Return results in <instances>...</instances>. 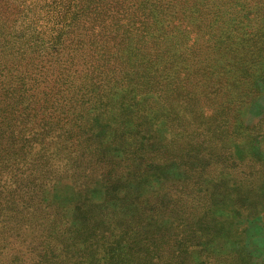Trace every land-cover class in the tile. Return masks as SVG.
<instances>
[{
  "label": "trees",
  "instance_id": "trees-1",
  "mask_svg": "<svg viewBox=\"0 0 264 264\" xmlns=\"http://www.w3.org/2000/svg\"><path fill=\"white\" fill-rule=\"evenodd\" d=\"M159 5L169 7L165 0H97L86 11H78L74 21L63 28L64 37L56 46L59 58L53 63L46 58L29 67L33 49L10 45L3 50L0 152L4 149L8 152L0 155V264H159L163 259L159 250L164 251L161 246L165 250L174 247L179 251L188 250L195 255L198 264H221L220 260H215L213 252L201 256L202 248L196 240L188 244L183 237L176 242V235L165 222L167 225L171 212H179L173 204L180 201L172 204L165 201L168 194L153 187L147 168L136 170L130 152L123 150L119 141L105 142L103 138L99 142L93 138V134L101 131L96 124H91L90 118L97 122L101 119V126L109 124L98 112H102L103 104L112 101L125 110L124 123L115 126L116 137L126 131V136L141 134L148 142L166 148L174 142L184 149L198 139L208 144L206 154L210 159L215 155L224 156L234 165L244 166L241 173L226 175L219 169L213 170V175L199 173L197 179L201 181L192 187L195 202L181 201L184 210L179 213L187 214L194 208V214L198 215L208 210L211 219L205 226L214 232L218 216L214 204L223 203L225 198V202L227 198H234L236 203L246 200L253 207L259 202L264 205L263 189L256 184L264 180V175L261 176L264 159L258 160L259 169L249 170L246 165L253 162L250 154H255L254 140L251 139L246 148L240 147V151L246 150L247 156H238L235 151L241 145L236 133L245 138L252 134L245 123V110L227 102L230 98L223 94L237 80L229 78L221 84L215 77L217 71L211 69L199 77L195 85L198 87V83L204 81L207 86L209 79H215L214 89L211 83L205 95L198 97L191 93L181 98L183 94L176 84L189 85L195 77L185 76V71L172 75L171 62L161 65V58L144 51L146 44L156 37L161 38L164 31L165 35L176 31L169 19H162L161 23L153 19L161 8ZM29 13L31 34L44 38L49 30L38 22L39 11L34 0H0V28L17 22L19 14L25 20ZM218 46L214 44L215 48ZM177 67H187L180 55ZM203 90H200L202 94ZM170 96L182 100L184 107L174 108ZM16 117L15 126L19 129L7 124ZM44 123L57 125L62 137L57 151L46 154L44 161L34 157L29 164L24 156H13L12 145L19 141L23 144L32 130H36L37 136L41 135L39 129ZM221 141L223 146L219 148L217 144ZM127 142L132 144L134 140L127 139ZM42 148L40 144L36 152ZM61 160L72 168L84 166L87 170L91 167L87 172L91 178L89 189L101 194L100 200L92 204L100 211L76 207V212L68 216L64 205L58 206L54 192L62 181L60 174L66 173L59 169L63 166ZM217 163L209 160V164ZM228 178L235 190L244 187L247 192L228 197L221 187ZM201 182L208 185L202 186ZM89 197L87 193L85 198ZM52 199L56 202L54 205L49 203ZM192 202L195 205H191ZM42 203L45 206H40ZM19 205L25 208L26 228L8 227L5 211L17 212ZM79 210L83 211L80 217ZM158 213L163 216L158 217ZM203 219L198 216L194 228L198 229ZM234 232L238 235L239 231ZM235 240L230 239L233 244ZM24 247L27 252L20 251Z\"/></svg>",
  "mask_w": 264,
  "mask_h": 264
},
{
  "label": "rangeland",
  "instance_id": "rangeland-1",
  "mask_svg": "<svg viewBox=\"0 0 264 264\" xmlns=\"http://www.w3.org/2000/svg\"><path fill=\"white\" fill-rule=\"evenodd\" d=\"M34 1L39 11L37 14L39 17L38 22L49 31L42 39L35 37L30 32V13L25 20H23L22 14H19L17 22L2 25L0 28L1 59L4 58L3 50H7L10 45H14L33 49L30 58L32 60L28 63L29 67H34L36 61L46 58L50 60V63L56 62L59 58V55L56 54V46L64 37L63 28L74 21L78 11H86L97 0ZM165 1H168L169 7H166V9L159 5L161 8H158L154 13L153 19L156 23L163 22L162 19H169L171 26L173 29L175 27L176 31L173 30L172 33H167L168 35H165L164 31L161 38L156 37L150 40L144 47V51L150 52L149 55L153 53L154 56L161 58V65L165 62H171L173 65L169 72L172 71V75L185 71V76L195 77L189 85L183 84L182 81V84H176L177 90L183 94L181 98H184L185 94L189 96L191 93L198 97L203 96L210 90L211 83L214 89L216 87L214 84L215 79H209L207 86L204 81L201 84L198 83V87L195 85L199 77L208 74L211 69L217 71L215 77L221 80V84L225 79L234 78L237 80V83L232 88L226 89L227 91H224L223 94L226 98H230V101L227 102L245 110V123L248 124L252 134L245 138L239 132L236 133L237 140H240L238 144L241 145L235 151L238 156L244 157L246 150L242 152L240 147L245 146L246 148L250 144V140L253 139L255 154H250L253 162L246 165H249V170L250 168L259 169L261 165L258 164V160L264 159V0ZM147 7L149 9V6ZM150 11L153 13L152 9ZM32 44L35 45L32 46ZM214 44L219 46L215 48ZM178 48L179 50H177ZM197 49L199 50L196 52ZM179 55L187 63L185 69L177 67ZM201 89H204L203 94L200 92ZM170 98H173L170 101L174 108L184 107V102L179 98H174V96H170ZM101 111L98 113H101L109 124L101 126V119H98L97 122L90 118L91 124H96L101 131L98 135L93 134V138H96L99 142L103 138H105V142L116 141L117 143L119 141L120 146H123L121 148L130 152L136 170L147 168L148 173L146 174L153 187L157 190H163L164 193L166 191L169 198H166L165 201L171 202V204L176 200L180 201L173 204V208H177L179 212L184 210L181 201L184 199L194 201L192 187L201 181L197 179L199 173L203 176L213 175V170L219 169L227 175L231 172L241 173V169L244 167L241 164L234 165L224 156L217 157L215 155L213 159H210L206 154L208 144L198 139L193 141L192 146L187 145L184 149L174 142L170 143L167 148L158 143L148 142L147 138L142 137L141 134L126 136V131L119 132V137H116L113 134L115 133V126L124 123L122 113L125 110L117 107V102L112 101L103 104ZM17 121L18 117L12 122H7V124L12 127L16 125ZM46 124L44 123L39 129V132H42L41 135L37 136L35 134L36 130H32L26 136V141L23 144L19 141L17 144L12 145L13 156H24L28 159L29 164L34 157H40L39 160L44 161L46 154H53L57 151L59 148L58 141L62 137L55 123H51L49 126ZM15 128L19 129L18 126H15ZM84 130L89 133L86 127H84ZM106 132L111 134H106ZM105 134L106 136H104ZM127 139H133L134 142L131 144L127 142ZM40 144L43 145V148L38 153L36 151ZM217 146L219 148L223 146L222 141ZM194 147H196V150ZM181 149H183L182 152ZM222 150L224 151V148ZM7 152L8 150L4 149L3 152H0V155L5 156ZM250 155L248 154V157ZM53 157L56 158V156ZM64 160H61L63 166L59 169H64L66 173L60 174L62 175V181L54 192V198L58 202V206L64 205L68 216H72L73 212H76V207H80V209L87 207L88 209L93 208L97 212L100 211L92 204L93 201L97 203L100 200L101 194L97 190L89 189L91 178H89L87 172L91 167L87 170L84 166L72 168L69 163L64 165ZM209 160L221 164H209ZM123 161H126V159ZM150 162L152 164L146 167ZM262 175L264 174L262 173ZM200 184L202 186L208 185L206 182ZM256 184H260L264 192V180L257 181ZM221 187L223 188L222 192L228 197L235 195L237 192H247L244 187L235 190L231 185L230 178ZM87 193L90 200L85 198ZM195 199L197 201L201 200L200 198ZM225 200L223 203L214 204V209H217L216 212H218L216 213L218 215L216 216L217 220L214 221L217 224L214 232H210L208 226H205L206 223L209 224L211 219L208 210L195 215L194 208L189 209L187 214H181L178 211L171 212L169 221L167 225L165 222V226L176 235V242H180L183 237L189 242L188 244L196 240L202 248L199 251L201 256L209 251L213 252L215 260H220L221 264H264L263 203H256L253 207L246 200H240L237 203L234 198H227L226 202ZM53 202L56 203L53 199L49 203L54 205ZM203 203L206 207V200ZM191 205L195 204L192 202ZM40 206H45V204L42 203ZM24 209V206L19 205L17 212L5 211L8 227L26 228L27 218H24ZM251 211L254 213H249ZM79 212L80 217L83 215V211L79 210ZM158 214V217L163 216L162 213ZM198 216L204 219L203 223L196 229L194 228V222ZM234 230L239 231L238 235L235 234ZM35 235L31 236L35 238ZM229 237L233 240L236 239L234 244L228 239ZM26 238H29V236L27 235ZM225 238L227 241H225ZM159 248L164 250H159V255L163 256L159 264H198L195 255L188 250L179 251L178 247L170 250H165L162 246ZM234 250H237V252ZM20 251L27 252V247L20 248ZM218 251H221V254L217 253Z\"/></svg>",
  "mask_w": 264,
  "mask_h": 264
}]
</instances>
